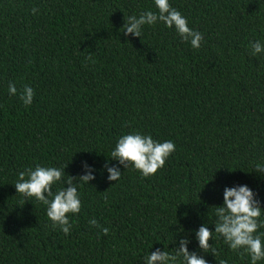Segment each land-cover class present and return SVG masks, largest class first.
<instances>
[{
	"label": "trees",
	"instance_id": "1",
	"mask_svg": "<svg viewBox=\"0 0 264 264\" xmlns=\"http://www.w3.org/2000/svg\"><path fill=\"white\" fill-rule=\"evenodd\" d=\"M169 3L202 33L198 49L162 22L124 34L154 0H0V264H143L181 237L206 264H250L223 238L202 251L194 231H214L225 186L248 185L264 208V54L249 44L264 43V0ZM133 131L176 146L154 175L111 159ZM83 162L95 179L65 234L14 185L37 164L78 178Z\"/></svg>",
	"mask_w": 264,
	"mask_h": 264
},
{
	"label": "clouds",
	"instance_id": "2",
	"mask_svg": "<svg viewBox=\"0 0 264 264\" xmlns=\"http://www.w3.org/2000/svg\"><path fill=\"white\" fill-rule=\"evenodd\" d=\"M154 2L158 12L147 11L139 17L129 16L124 26V34L140 37L144 25L162 22L165 27L174 28L182 41L189 42L193 49H198L204 39L202 33L190 28L187 18L172 8L169 0H154ZM32 11L35 13L37 9L33 8ZM249 44L253 56L264 54V43L260 40L250 41ZM8 93L17 94L14 84H9ZM34 94L32 87L23 88L20 99L25 106L31 105ZM175 148V144L170 140L158 142L151 135L133 131L117 140L111 152V159L118 161L124 168L131 164L142 176L148 177L164 167L166 159ZM82 167L85 169L83 175L78 178L68 176V179L62 181L65 176L63 169L37 164L34 169L18 174V180L14 185L16 193H21L25 197H34L46 205V215L52 226L54 228L58 226L63 233L68 234L72 225L67 214L75 215L81 210L78 188L81 184H88L90 180L95 179L91 165L83 162ZM258 171H264V168L258 166ZM107 172L109 181H118L121 176L120 170L116 167H108ZM60 182H63L64 186L53 193V185ZM215 215L214 231H210L206 223H202L194 231L199 249L206 252L211 247L208 243L210 239L223 238L224 243L231 250H243L249 255L250 264L264 261V231H261L264 229V218H262L264 208L259 206L254 191L248 185L225 186L222 191V204L215 206ZM89 224L99 227L95 219L90 220ZM102 231L108 233L107 228H103ZM189 243V239L181 237L175 252L162 251L159 248L152 252L148 251L143 258V264H206L202 256L189 251Z\"/></svg>",
	"mask_w": 264,
	"mask_h": 264
}]
</instances>
